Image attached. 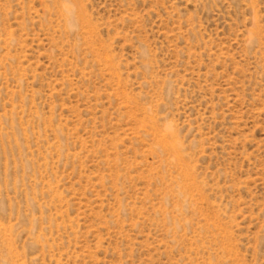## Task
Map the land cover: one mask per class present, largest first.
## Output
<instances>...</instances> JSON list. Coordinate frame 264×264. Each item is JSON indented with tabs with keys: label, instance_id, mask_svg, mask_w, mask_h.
I'll return each mask as SVG.
<instances>
[{
	"label": "rangeland",
	"instance_id": "obj_1",
	"mask_svg": "<svg viewBox=\"0 0 264 264\" xmlns=\"http://www.w3.org/2000/svg\"><path fill=\"white\" fill-rule=\"evenodd\" d=\"M0 264H264V0H0Z\"/></svg>",
	"mask_w": 264,
	"mask_h": 264
}]
</instances>
